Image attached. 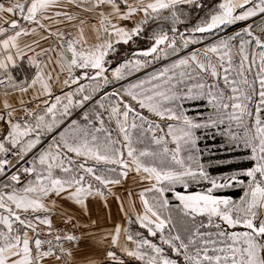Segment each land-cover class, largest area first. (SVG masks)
Instances as JSON below:
<instances>
[{"label": "snow or ice", "instance_id": "6c2138e0", "mask_svg": "<svg viewBox=\"0 0 264 264\" xmlns=\"http://www.w3.org/2000/svg\"><path fill=\"white\" fill-rule=\"evenodd\" d=\"M0 264H264V0H0Z\"/></svg>", "mask_w": 264, "mask_h": 264}, {"label": "crops", "instance_id": "0c3cea01", "mask_svg": "<svg viewBox=\"0 0 264 264\" xmlns=\"http://www.w3.org/2000/svg\"><path fill=\"white\" fill-rule=\"evenodd\" d=\"M26 67V66H25ZM59 94V92H57ZM129 190H138V186L133 183L131 178L123 187H118L116 191L125 198V205H127L126 192ZM137 205L139 201L137 200ZM91 217L97 220L100 228H110L114 222H121L123 220L122 213L119 211L118 202L115 199H109V206L105 207L103 201L90 202ZM55 219V218H54ZM87 221L86 217H82ZM60 222L57 220L56 225ZM78 259L84 256H100L102 258L101 249L93 244L91 239H84L80 242V249L77 253Z\"/></svg>", "mask_w": 264, "mask_h": 264}, {"label": "trees", "instance_id": "16d2710c", "mask_svg": "<svg viewBox=\"0 0 264 264\" xmlns=\"http://www.w3.org/2000/svg\"><path fill=\"white\" fill-rule=\"evenodd\" d=\"M209 2H211V0H209ZM196 13H193L192 14V20H191V23H195L196 22ZM201 15H202V13H201ZM144 44L145 42H143V41H141V42H139V44L138 45H132V47L133 48H136V47H141L142 45L141 44ZM147 46V44L146 45H143V47H146ZM121 47V49H122V52H121V58H124V57H126L127 55H129V52H128V46H126V45H121L120 46ZM209 140H206V144L207 145H209V144H212V142H208ZM219 141H220V138L218 137L217 138V141H216V143H219ZM205 144V145H206ZM203 145V144H202ZM210 146V145H209ZM221 157H223V156H221ZM244 164H246V162L244 163ZM232 167H235V164L234 165H232ZM213 169H216V170H211V171H218V170H220V171H222V170H229V169H227V168H213ZM227 194L228 195H232V196H234V197H238V195L240 194L238 191H228L227 192Z\"/></svg>", "mask_w": 264, "mask_h": 264}, {"label": "rangeland", "instance_id": "374dc122", "mask_svg": "<svg viewBox=\"0 0 264 264\" xmlns=\"http://www.w3.org/2000/svg\"><path fill=\"white\" fill-rule=\"evenodd\" d=\"M242 25H235V26H232V28L231 29H226L225 31H227V32H231V31H235V30H239V27H241ZM221 34H223V33H221ZM142 46L141 47H143V45H146V43H142L141 44ZM198 47V46H197ZM190 114H192V115H195V112L193 111V110H190ZM208 142H212V141H208ZM200 144H201V147H204V145L206 144V140H202L201 142H200ZM203 144V145H202ZM209 145H211V144H209ZM217 155L218 156H224V154L223 153H217ZM233 155H235V154H233ZM236 166H238V165H236L235 164V167ZM243 166H247V162H246V164H244ZM211 170H216V169H211ZM225 171H228V170H225ZM213 172V174H216V173H219V172H224V170H222V171H220V170H218L217 172L216 171H212ZM228 191H232V190H228Z\"/></svg>", "mask_w": 264, "mask_h": 264}, {"label": "built area", "instance_id": "2783aa9c", "mask_svg": "<svg viewBox=\"0 0 264 264\" xmlns=\"http://www.w3.org/2000/svg\"><path fill=\"white\" fill-rule=\"evenodd\" d=\"M58 228H63L64 227V225L62 224V223H59V224H57L56 225Z\"/></svg>", "mask_w": 264, "mask_h": 264}]
</instances>
